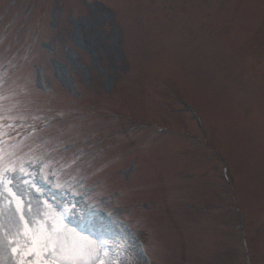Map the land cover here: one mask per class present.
Returning <instances> with one entry per match:
<instances>
[{
	"label": "rangeland",
	"instance_id": "374dc122",
	"mask_svg": "<svg viewBox=\"0 0 264 264\" xmlns=\"http://www.w3.org/2000/svg\"><path fill=\"white\" fill-rule=\"evenodd\" d=\"M84 1L0 0L4 235L17 201L41 219L82 194L106 219L93 264H143L135 237L153 264H264V0Z\"/></svg>",
	"mask_w": 264,
	"mask_h": 264
},
{
	"label": "snow or ice",
	"instance_id": "6c2138e0",
	"mask_svg": "<svg viewBox=\"0 0 264 264\" xmlns=\"http://www.w3.org/2000/svg\"><path fill=\"white\" fill-rule=\"evenodd\" d=\"M16 171L14 166L6 167L0 157V186L5 182L11 183L10 174ZM19 171L23 173L24 169L21 167ZM21 203L17 201L19 219L13 225L14 233L5 236L4 225L0 223V264H3L5 251L9 255V264H13V258L14 264H93L90 242H85L83 237H77L63 226L66 209L58 214L46 212L41 219H27ZM100 247H103V242ZM49 255L52 259L47 258Z\"/></svg>",
	"mask_w": 264,
	"mask_h": 264
},
{
	"label": "bare ground",
	"instance_id": "6f19581e",
	"mask_svg": "<svg viewBox=\"0 0 264 264\" xmlns=\"http://www.w3.org/2000/svg\"><path fill=\"white\" fill-rule=\"evenodd\" d=\"M24 194H27L29 202L32 203L34 207L37 206V203H41L40 199L36 201V199L34 198V196H32V194L26 192H24ZM37 194L38 196L41 197V193L39 191ZM7 217H8L7 214H5L4 219H0V223H3L4 225V231L11 229V223L9 221V218ZM77 218H78L77 213L75 211H72L71 215L69 216V219L75 221V219ZM99 219L101 218L99 217L94 218V220L91 221L93 223H87L84 229H79L72 226L67 227V229L71 230V232L76 236L83 237L85 242H90V246L93 249L92 259L96 253V249H98L99 242L102 241L97 230V227L99 226ZM3 262H4V257H3Z\"/></svg>",
	"mask_w": 264,
	"mask_h": 264
}]
</instances>
